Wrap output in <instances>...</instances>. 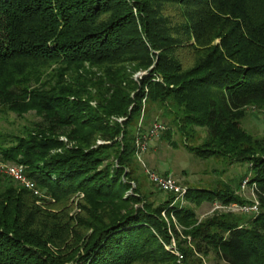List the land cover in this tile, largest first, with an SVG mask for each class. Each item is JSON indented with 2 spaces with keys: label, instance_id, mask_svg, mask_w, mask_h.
Listing matches in <instances>:
<instances>
[{
  "label": "trees",
  "instance_id": "obj_1",
  "mask_svg": "<svg viewBox=\"0 0 264 264\" xmlns=\"http://www.w3.org/2000/svg\"><path fill=\"white\" fill-rule=\"evenodd\" d=\"M0 109L38 118L0 161L44 196L0 175V264H264V135L243 126L264 113V0H0ZM154 116L158 138L245 165L258 212L199 220L253 203L226 184L186 188L187 206L143 188Z\"/></svg>",
  "mask_w": 264,
  "mask_h": 264
},
{
  "label": "rangeland",
  "instance_id": "obj_2",
  "mask_svg": "<svg viewBox=\"0 0 264 264\" xmlns=\"http://www.w3.org/2000/svg\"><path fill=\"white\" fill-rule=\"evenodd\" d=\"M141 74H135L133 78H137ZM249 111V115L243 123L244 128L254 135H264V113L257 110ZM143 111L137 122V128H144V121L142 120ZM158 120L164 122L161 117L154 116L150 122L145 126L148 128L153 121ZM38 121V118L33 113H27L24 116H17L14 113L4 112L0 109V138H3V142L7 143L8 137L19 133L24 126H28L31 122ZM136 128V129H137ZM169 136L162 139H151L148 142L147 151L142 155L141 161L147 168L155 171L160 175H169L182 188H215L217 184H226L235 190L237 196L246 202H254L255 197L253 191L250 188L238 189L237 185L243 174L247 172V167L241 164H231L228 160L220 159H206L202 160L190 153L183 147H181L180 134L175 132L174 128H170ZM199 140L204 137L201 131H198ZM64 140L63 138H60ZM168 140L174 141L176 147L170 145ZM168 141V142H167ZM200 141H195L192 145H197ZM3 143V144H4ZM99 144L101 142H98ZM138 162V160H137ZM139 163V173L141 177L139 183L145 189L152 190V186L145 176L142 165ZM13 163L0 161L1 165H11ZM134 186V183H132ZM40 198V197H39ZM42 198L44 196L42 195ZM184 206L188 205L185 200ZM213 204L203 203L199 208L195 210L197 218L199 220L213 213ZM227 212V211H223ZM172 246L173 243H172ZM168 250V248H167ZM205 264H223L213 257L210 258Z\"/></svg>",
  "mask_w": 264,
  "mask_h": 264
},
{
  "label": "built area",
  "instance_id": "obj_3",
  "mask_svg": "<svg viewBox=\"0 0 264 264\" xmlns=\"http://www.w3.org/2000/svg\"><path fill=\"white\" fill-rule=\"evenodd\" d=\"M140 76V75H139ZM164 126L161 122H154L151 127L145 133H139L135 144H136V152L135 156L138 162L141 163L144 173L148 179V181L153 184L157 189L165 193H172L176 195L175 202H180L183 204L184 194L186 192V188H182L176 180H174L169 175H160L153 170H150L142 163L141 157L147 151L148 142L151 139L158 138L159 134L164 130ZM0 175L6 176L14 181L16 184L31 192L35 197H42V193L40 188L36 185L34 181L27 178L25 174V167L21 164H11V165H1L0 166ZM247 188V181H243L241 184V189ZM213 211H227L232 213H240V214H250L258 212V202L254 200V202L249 205H237L230 204L228 206H221L218 203L213 204ZM174 247V246H172ZM176 256L181 259V255L174 251Z\"/></svg>",
  "mask_w": 264,
  "mask_h": 264
}]
</instances>
